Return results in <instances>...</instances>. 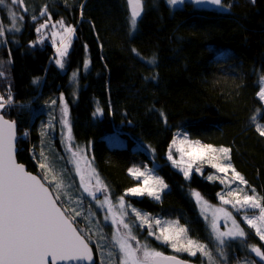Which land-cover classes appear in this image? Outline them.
Segmentation results:
<instances>
[{
  "label": "trees",
  "instance_id": "1",
  "mask_svg": "<svg viewBox=\"0 0 264 264\" xmlns=\"http://www.w3.org/2000/svg\"><path fill=\"white\" fill-rule=\"evenodd\" d=\"M224 5L218 11L186 3L173 10L166 0H143V12L131 31L126 0H24L27 11L16 8L23 16L21 30L6 31L0 38V71L5 73L0 94L7 99L10 91L13 98L3 112L19 126V163L42 176L38 161L43 149L53 170L78 185L59 145V124L56 137L50 131L41 135L51 116L59 114L51 101L60 108L63 96L74 142L90 149L110 199L124 196L153 217L178 220L189 237L213 247L191 192L216 201L220 184L197 174L185 179L170 165L167 153L177 131L202 144L230 148L232 166L248 187L264 196V136L256 127L264 125L258 96L264 75V0H224ZM45 6L52 22L63 19L76 28L64 68L54 61L55 48L38 42L36 28L47 18L39 15ZM152 57L155 64L148 62ZM97 108L103 115H93ZM113 136L126 138V145H112ZM154 162L168 185L162 198L127 197L126 190L140 183L128 169ZM246 232L244 245L264 250L253 231L246 227ZM157 245L167 255L172 251ZM229 255L264 264L237 244L229 246Z\"/></svg>",
  "mask_w": 264,
  "mask_h": 264
},
{
  "label": "snow or ice",
  "instance_id": "2",
  "mask_svg": "<svg viewBox=\"0 0 264 264\" xmlns=\"http://www.w3.org/2000/svg\"><path fill=\"white\" fill-rule=\"evenodd\" d=\"M126 2L130 7V30L135 31L138 19L143 12V0H126ZM167 2L175 6L183 4L184 0H167ZM194 2L218 7L225 6L224 0H194ZM6 4L9 5L11 28L6 29L0 23V38L5 36L6 31L19 32L21 29L17 22L23 19V16H17L15 11H11L10 5L22 6L24 0H0V5ZM24 11L27 9L25 8ZM39 15L47 18L36 28L37 33H42V30L47 29L50 23L53 29H58L52 31L49 38L54 44L59 42V46L56 48L58 57L55 59V63L60 68H64L65 57L68 55L76 28L67 25L63 19L53 23L46 6ZM32 19L36 20L37 17L33 16ZM44 39L45 37L41 35L38 42L43 43ZM2 42L6 43L7 41L3 40ZM133 52H136V49H133ZM155 59L152 57L148 62L155 64ZM88 63L90 61L85 63V69ZM4 75L5 73L0 71V77ZM77 75L78 73L74 72L73 79ZM260 84L258 96L264 101V75L261 76ZM61 99L63 100V96ZM51 103L56 104V100H52ZM12 104L13 98L10 91L7 99L0 94V264H93V251L89 245L90 236L88 235L92 229L89 228L87 232L79 229L76 217L83 215L85 220L91 224L95 213L90 209L85 213L83 209L77 210L76 207L65 206V203L61 201L62 194L77 206L82 204L83 199L81 197L73 200L69 196L65 191L66 185L63 176H58L53 170L43 149L39 153L41 159L38 161L42 176L33 175L25 170L23 164L17 163L16 122L6 119L3 112ZM61 111L62 134L65 135L67 151L71 154L70 162L75 166V172L80 179L79 186L96 201L97 206L106 209L108 215H105L104 219L110 220L112 225L117 226L112 239L115 242V248L118 249L119 264H186L176 256H166L163 252L149 247L148 244L141 243L132 231L134 221H139L141 226H147L150 236H155L157 240L169 244L176 252H187L191 256H196L199 252L208 258L209 264H215L208 246L189 237L188 229L180 225L178 220L157 219L151 217L150 214L131 208L132 213L135 214L134 221L133 223L126 222L125 218L129 215L130 204L125 201L124 196H120L116 204L112 202L108 195V186L92 167V161L88 159L87 149L73 143L74 137L66 101ZM93 115H103V110L97 108ZM48 127L55 129V125L51 123ZM256 127L259 134L264 136V125L257 124ZM64 129H66V133H64ZM47 134L42 127L41 135ZM27 135L28 133L25 132L24 136ZM173 149L179 153V159L174 158ZM230 152V148H215L211 144H202L199 140H189L187 135H184L183 139L176 137L172 140L167 156L172 164L181 170L185 179L191 178L194 166L197 173L203 174L201 165L205 163L216 169L217 173H225L224 177L209 175L207 179H218L221 184L228 185L226 193H218L219 199L223 204L231 205L237 213H243V221L251 230H254L255 235L261 241H264V196L257 194L254 188L248 187L246 190L244 187H240V185L247 186L248 182L232 166ZM230 170L232 176L228 178L227 174ZM128 171L140 183L128 188L125 195L135 197L148 195L160 200V193L168 188L164 179L155 174L151 168L133 166ZM50 175L51 179H49ZM237 181L239 182L238 186L235 189L231 188V185ZM70 186L67 185V187ZM97 192L105 194L103 200L97 198ZM192 194L202 206L208 205L200 192L194 191ZM217 214H222L226 221L231 220L232 226L226 231L220 230ZM207 218L205 216V219ZM121 227L124 229L123 233ZM210 227L218 246L225 244V237L233 240H246L248 236L232 212L224 208H215ZM154 228L155 230H153ZM133 241H135V246H133ZM98 247L101 246L98 245ZM248 247L252 253L264 261V250L260 246L249 245ZM116 254L113 251L108 253L107 264H117L116 260L112 259ZM220 255L223 256L222 251ZM101 264H105L103 259ZM247 264H253V262L249 261Z\"/></svg>",
  "mask_w": 264,
  "mask_h": 264
},
{
  "label": "rangeland",
  "instance_id": "3",
  "mask_svg": "<svg viewBox=\"0 0 264 264\" xmlns=\"http://www.w3.org/2000/svg\"><path fill=\"white\" fill-rule=\"evenodd\" d=\"M166 3L173 10L184 6L186 3L192 4L197 9H200V8H202V9L212 8V9H215V10H218V11H220L222 9V7H218V6L207 4V3H205V4H196L194 2V0H184L183 4H179V5H175V6L170 5L167 2V0H166ZM16 8L17 9L21 8V10L25 9L24 4L22 6L21 5H10L11 11H15L16 14H17ZM3 16L5 17V19H4ZM17 16H18V14H17ZM0 23H2L3 26L6 29L11 28V20H10V16H9V5H7V4L6 5H0ZM17 23L19 25L20 24V20ZM56 30H58V29H53L52 26H51V23H50L49 27L47 29H44V30H42V33H39V39L41 38V35L43 37H45L44 42L50 43L55 48V50L59 46V42L57 41V43L54 44L52 42V39L49 38V37H50L51 32L52 31H56ZM74 38H75V36H74ZM74 38L71 40V46H72V43L74 41ZM71 46L68 49V53H69V51L71 49ZM57 57H58V53L56 52L54 61H55V59ZM66 58H67V56L65 57V60H66ZM260 80H261V77H260ZM260 87H261V84H260ZM262 103L264 105V101H262ZM63 105H64V101L61 100L60 101V108H56L57 107L56 104L52 106L53 111L54 110L59 111V114H58V116H56L55 113H54L51 116V118L49 120V123L46 125L45 130H46V132L50 131L53 134V137H56V135H57V126L59 124V131H60V135H59L60 144L59 145H61L64 148V150L66 152V155H67V158H68V160L70 162L71 154L67 151L65 135L62 134L63 125L61 123V117H62V111L61 110L63 108ZM53 111H52V113H53ZM69 115H70V113H69ZM69 121H70V117H69ZM50 123L55 125V129L54 130L53 129H49L48 125ZM64 133H66V129H64ZM184 135H187L189 140L195 141L187 133H185L183 131H177L175 133L174 138L179 137L180 139H183ZM109 139H110L109 141H110V143L112 145L118 146V147L125 146L126 143H127V140L124 137L113 136L112 138H109ZM52 141H53V138H52ZM73 143H74V145H76L74 141H73ZM213 147H215V146H213ZM82 148H86L87 149L88 159L92 161V167H94L92 153H91L90 149L87 148V147H82ZM215 148H220V147H215ZM149 154L151 155L152 158L154 157V153L152 151H150ZM173 155H174V158L179 159V153L175 152L174 149H173ZM230 156H231V152H230ZM167 158H168V156H167ZM168 161H169L170 165L176 171H178L180 174H182V176H184L183 173L181 172V170L179 168L175 167L172 164V161H170L169 159H168ZM222 162L227 163L226 161H222ZM70 164H71V166H72V168L74 170L75 176H76V178L78 180V185L76 186L73 181L65 180L64 181L65 185H66L65 191L69 194V196L72 197L73 200H76V199H79V198L82 197L83 202H82L81 205L77 206V204L72 203L71 201H69L68 197L64 196L63 194L61 195V201H63L65 203V206L76 207L77 210L83 209V211L85 213H87L88 210L90 209L92 212L95 213V216L92 217V223L91 224H89L88 221L85 220L83 215L80 216V217H76V222H77V224L79 225V227L81 229L85 230V232H87L89 228L92 229L91 232H88V235L90 236L89 243L93 244V248H94V250L96 252V255H97V258H98V261H99L100 264H101V260L102 259L105 261V264H107V262L109 260L108 253L110 251H113V252L117 253L114 257H112V259H115L117 264H119L118 249L115 248V242L112 239V237H113V235L115 233V228L117 226L112 225L110 220H105L104 219L105 215H108L106 209L100 208L99 206H97L96 201L93 200L91 196H89L87 193H85L83 191V189L79 186L80 185V179H79V176L75 172V166L71 162H70ZM82 164H83V162H82ZM145 167L153 169L155 174L161 176L158 173V171H157V169H158L157 163L154 162L153 165H147ZM201 172L203 174L197 173L195 171V166H194L193 172H192V176L194 174H197V175L203 177L205 180H207V181H209L211 183H218V184H220V187H221V189L219 190L218 193H220V194L226 193V191L228 190V185L221 184L218 179L217 180H209V179H207V176H209V175H219L220 177H224L225 173H217L216 169L212 168L210 165H208L206 163L201 165ZM42 175H43V173H42ZM227 176H228V178H231V176H232L231 170L229 171ZM49 179H51V176H49ZM187 180H189V179H187ZM238 183L239 182L237 181L236 183L232 184L231 188L235 189L238 186ZM67 185H71V186L67 187ZM240 187H244L247 190L248 189V184H247V186L240 185ZM167 190H168V188L164 189V191L160 193L161 198H162L163 193L166 192ZM193 192L194 191H192L191 193H193ZM218 193L216 194L217 195L216 201H211L205 195L200 193L201 196L204 198V200H206L208 202L207 206H202V204L198 203L196 201L195 197L193 196L195 201H196V203H197V205H198V207H199V210H200L205 222L207 223V225L209 227V230L211 232V235H212L213 241H214V246L213 247H211V245L208 246L206 243H204V244H206L208 246L209 250H211L212 256H213V258L215 260V264H247V262H249V261H251V262H253V264H255V261L253 259H247V258L240 259V257L237 256V255H233V257L231 258V256L229 255V246L232 245V244H237L242 250L246 251L248 254H252L253 256H255V253L251 252L250 247L247 248L246 245H244L245 240H242V239L233 240V239H229V238L225 237V244L222 245V246H218V242L216 241L215 236H214V234L212 232V229L210 227L211 220H212V217H213V212H214L215 208H224V209H227L228 211L232 212V215L235 217V219L240 224V226L244 228L245 232H246V227L249 228L247 226L246 222L243 221V213H237L236 210L233 209L231 205L223 204V202L219 199ZM256 193H257V191H256ZM249 194H251V193H249ZM104 195L105 194L103 192H97L96 193L97 198L100 199V200H103ZM126 196L127 197L128 196L129 197H135V196H131V195H126ZM145 196H148V195H145ZM148 197H150V196H148ZM139 198H141V197H139ZM150 198L154 199L153 197H150ZM154 200H156V199H154ZM125 201L127 202L126 198H125ZM112 202L114 204H116L118 202V200L117 201H113L112 200ZM131 208L138 209V208L130 205V208L128 209L129 215H128V217L125 218L126 222H129V223H133L134 215H135L134 213H132ZM138 210H140V209H138ZM140 211L142 213H146V212H144L142 210H140ZM205 216H207L208 218L205 219ZM217 216L219 217L218 222H219V226H220V230L221 231H226L228 228H230L232 226L231 220H227L226 221L225 218H223L222 214H217ZM151 217H153V216H151ZM154 218L161 219V220H167V219H162V218H159V217H154ZM79 220H81L82 223L79 222ZM99 220H100L101 224L103 226H105V228L100 227ZM167 221H171V220H167ZM153 230H155V228ZM123 231H124V229L121 227V232L123 233ZM132 231H133V234L137 237L138 240H140L141 243L148 244L149 247L154 248L157 251L163 252L166 256L174 255V256L182 257V256H179V255H182V254L184 255L185 254V257H182V258L187 259L189 261H193L196 264H209L208 258L203 256V255H201L199 252L197 253L196 256H191L187 252H176L172 247H170L169 244H166V243H163L160 240H157L155 238V236H150L148 234L149 233L148 227L147 226H141L139 221H134ZM252 231L254 233V230H252ZM256 237H258V236H256ZM262 242L264 243V241H262ZM132 243H133V246H135V241H133ZM156 243L157 244L163 243L164 245L168 246L170 248V250H172V251L170 252L169 255H167L165 250L163 248H160ZM98 245L101 246V247H98ZM221 251L223 252V256L220 255ZM198 258H199L200 261H196V259H198Z\"/></svg>",
  "mask_w": 264,
  "mask_h": 264
},
{
  "label": "water",
  "instance_id": "4",
  "mask_svg": "<svg viewBox=\"0 0 264 264\" xmlns=\"http://www.w3.org/2000/svg\"><path fill=\"white\" fill-rule=\"evenodd\" d=\"M6 118V117H5ZM6 119H8V118H6ZM10 120V119H9ZM18 128H19V126H18V124H17V122H16V137H17V139H16V145H15V147H16V161H17V163H19V161H18V158H17V154H18V138H19V134H18ZM21 164V163H20ZM24 165V164H23ZM25 166V165H24ZM25 170L26 171H28V172H30L28 169H27V167L25 166ZM30 173H32V172H30ZM33 175H37V174H34V173H32ZM38 176V175H37ZM89 245H90V247L92 248V251H93V264H96V252H95V250H94V248H93V246L89 243ZM171 256H174V255H171ZM177 258H179L180 260H182V261H185L186 262V264H196L195 262H193V261H189V260H187V259H184V258H181V257H178V256H176ZM257 257V256H256ZM258 259H260L259 257H257ZM261 260V259H260Z\"/></svg>",
  "mask_w": 264,
  "mask_h": 264
}]
</instances>
